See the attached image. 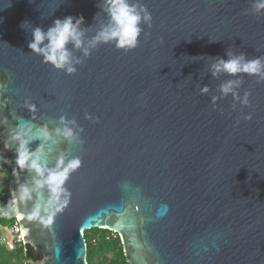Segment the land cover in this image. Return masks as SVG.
Listing matches in <instances>:
<instances>
[{
	"label": "water",
	"instance_id": "water-1",
	"mask_svg": "<svg viewBox=\"0 0 264 264\" xmlns=\"http://www.w3.org/2000/svg\"><path fill=\"white\" fill-rule=\"evenodd\" d=\"M131 2L151 14L138 46L99 44L85 58L69 44L80 63L68 75L29 51L31 30L82 16L90 41L108 23L103 0H0L1 155L15 160L3 142L27 125L30 149L43 144L49 167L65 152L81 161L50 225L15 212L23 244L35 264H88L84 233L98 229L119 236L128 264H264V82L210 70L229 52L264 58V14H251L254 0ZM232 79L248 106L221 98ZM61 117L82 129L81 144L39 136ZM17 186L13 177L11 196Z\"/></svg>",
	"mask_w": 264,
	"mask_h": 264
},
{
	"label": "clouds",
	"instance_id": "clouds-1",
	"mask_svg": "<svg viewBox=\"0 0 264 264\" xmlns=\"http://www.w3.org/2000/svg\"><path fill=\"white\" fill-rule=\"evenodd\" d=\"M101 10L108 17V23L102 27L90 41H84V33L81 25L84 18L67 16L63 19H56L52 26L46 31L40 27L32 28L31 42L28 49L34 55L42 58V63L50 65L55 70H63L66 74H74L76 69L72 53L68 49L70 44L74 50H82V54L87 58L90 50L99 44L113 43L117 50L131 51L138 46V37L142 32L140 25L151 26V14L141 3H133L131 0H103ZM251 14H264V0H254L251 5ZM247 14V13H246ZM27 22H22L24 27ZM227 59H217L211 65V74L216 77L220 73L232 77L246 75L257 79V82H264V58L246 59L243 54L233 55L227 53ZM241 84L240 79L228 80L219 88L221 98L232 96L234 104L239 103L241 107L248 106L249 93L242 96L236 91ZM207 87L200 90V94H206ZM217 97H212L215 104ZM25 107L29 112H35V107L25 102ZM34 118V117H33ZM85 119H91L86 114ZM245 120L251 119V114L243 117ZM6 123V119H0V125ZM59 127L51 132L47 126H42L39 136L45 143L56 146L61 142L69 144H81L80 133L82 129L75 127V121H67L64 117L59 120ZM31 127L25 125L10 132L3 142V152L12 151L14 146L15 160L9 161L0 155V163L14 164L12 175L17 178V188L7 202V206L0 209L4 215L13 214L21 209L25 211L26 219L29 221L39 220L40 223L50 225L53 217L60 213L67 206L70 193L65 185L70 175L80 166L81 161L77 157H69L67 152L57 156L52 167L48 166L47 156L44 152V145H39L35 150H31L29 145L33 142L30 136ZM21 172L31 174L30 182L20 183L18 180ZM3 174L0 173V176ZM31 204L29 208L28 205ZM46 216V220H41Z\"/></svg>",
	"mask_w": 264,
	"mask_h": 264
},
{
	"label": "trees",
	"instance_id": "trees-1",
	"mask_svg": "<svg viewBox=\"0 0 264 264\" xmlns=\"http://www.w3.org/2000/svg\"><path fill=\"white\" fill-rule=\"evenodd\" d=\"M2 147L0 146V155ZM0 173L7 174L8 178L0 183V209L7 206L11 198L8 183L13 178L12 171L0 163ZM16 222L15 213L4 215L0 212V225L10 227ZM87 245L88 264H128L123 253V248L117 234L109 231L92 229L84 233ZM36 262L33 249L24 245L22 249L10 252L0 246V264H29Z\"/></svg>",
	"mask_w": 264,
	"mask_h": 264
},
{
	"label": "built area",
	"instance_id": "built-area-1",
	"mask_svg": "<svg viewBox=\"0 0 264 264\" xmlns=\"http://www.w3.org/2000/svg\"><path fill=\"white\" fill-rule=\"evenodd\" d=\"M115 234V233H114ZM0 246H3L7 251L22 249L24 244L18 223H14L10 227L0 225ZM29 264H35L29 262Z\"/></svg>",
	"mask_w": 264,
	"mask_h": 264
},
{
	"label": "rangeland",
	"instance_id": "rangeland-1",
	"mask_svg": "<svg viewBox=\"0 0 264 264\" xmlns=\"http://www.w3.org/2000/svg\"><path fill=\"white\" fill-rule=\"evenodd\" d=\"M7 178H8L7 174H3L2 176H0V183H3Z\"/></svg>",
	"mask_w": 264,
	"mask_h": 264
}]
</instances>
